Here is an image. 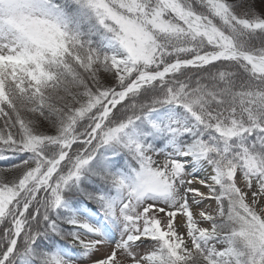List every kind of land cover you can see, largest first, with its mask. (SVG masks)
<instances>
[{
    "label": "snow or ice",
    "instance_id": "6c2138e0",
    "mask_svg": "<svg viewBox=\"0 0 264 264\" xmlns=\"http://www.w3.org/2000/svg\"><path fill=\"white\" fill-rule=\"evenodd\" d=\"M0 264H264V0H0Z\"/></svg>",
    "mask_w": 264,
    "mask_h": 264
}]
</instances>
